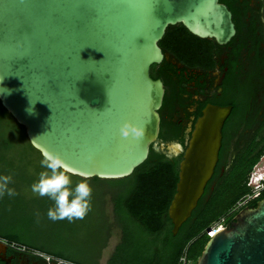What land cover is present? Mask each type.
I'll list each match as a JSON object with an SVG mask.
<instances>
[{
    "label": "water",
    "instance_id": "obj_1",
    "mask_svg": "<svg viewBox=\"0 0 264 264\" xmlns=\"http://www.w3.org/2000/svg\"><path fill=\"white\" fill-rule=\"evenodd\" d=\"M178 24L220 45L236 34L220 0H0L2 106L41 155L59 153L72 175L127 178L160 135L165 87L151 67L162 63L159 43ZM230 112L210 105L194 127L168 209L173 235L215 173ZM125 122L144 127V137L123 138ZM197 264H264V199L215 231Z\"/></svg>",
    "mask_w": 264,
    "mask_h": 264
},
{
    "label": "trees",
    "instance_id": "obj_2",
    "mask_svg": "<svg viewBox=\"0 0 264 264\" xmlns=\"http://www.w3.org/2000/svg\"><path fill=\"white\" fill-rule=\"evenodd\" d=\"M165 38L166 42L168 35ZM170 103L168 96L165 104ZM166 130L164 123L162 138ZM261 157L234 162L224 175L218 170L177 235L172 233L168 209L176 192L181 157H167L153 146L148 159L131 176L87 180L92 193L90 210L83 219L53 221L47 213L55 207V201L31 191L39 173L45 170L40 163L43 157L30 144L25 128L0 101V176H11L8 187L17 193L0 196V237L71 264H100L112 229L117 227L121 241L106 264H183L184 259L197 264L209 241L207 230L252 193L247 182ZM226 162L222 157L223 167ZM70 178L73 190L84 179ZM262 199L264 190L249 207L255 208ZM107 200L113 205L112 216L106 208ZM237 214L228 219V226Z\"/></svg>",
    "mask_w": 264,
    "mask_h": 264
},
{
    "label": "flooded vegetation",
    "instance_id": "obj_3",
    "mask_svg": "<svg viewBox=\"0 0 264 264\" xmlns=\"http://www.w3.org/2000/svg\"><path fill=\"white\" fill-rule=\"evenodd\" d=\"M226 1L220 0L231 11L236 29L227 44L193 37L181 24L168 28L159 43L164 59L151 67V76L163 82L165 96L159 110L160 135L152 146L167 157H181V163L204 110L210 105L230 107L214 175L218 170L224 175L234 162L261 154L262 168L257 172L255 165L247 185L255 171V186L264 187V0ZM168 96L171 103L166 105ZM164 123L167 135L162 138ZM174 144H180L181 151L176 153ZM222 157L227 160L224 167ZM7 242L11 241L0 237V264H50L47 254L15 250Z\"/></svg>",
    "mask_w": 264,
    "mask_h": 264
},
{
    "label": "clouds",
    "instance_id": "obj_4",
    "mask_svg": "<svg viewBox=\"0 0 264 264\" xmlns=\"http://www.w3.org/2000/svg\"><path fill=\"white\" fill-rule=\"evenodd\" d=\"M7 91V90H6ZM29 114H33V109H27ZM120 134L123 138L132 137L142 139L145 135V128L132 122H125L120 127ZM40 161L44 171L39 173L38 182L31 185V191L39 196H48L55 201V207L49 209L47 215L49 219L72 221L83 219L90 210V198L92 189L85 177L79 182L74 190L70 187L72 181L70 175L75 174L74 170L66 163L59 153L44 152ZM11 176H0V196L7 193L8 196H15L14 189L9 188ZM262 190L264 189L263 186ZM70 197L71 200L69 199Z\"/></svg>",
    "mask_w": 264,
    "mask_h": 264
},
{
    "label": "built area",
    "instance_id": "obj_5",
    "mask_svg": "<svg viewBox=\"0 0 264 264\" xmlns=\"http://www.w3.org/2000/svg\"><path fill=\"white\" fill-rule=\"evenodd\" d=\"M263 161V160H262ZM261 163L257 164V169L260 167ZM258 181L257 176L254 177L253 179H251L250 183V187L252 189V193L246 195L245 197H243L235 206L234 208L225 216H223L222 218H220L218 221H216L209 229L211 231L207 230V235L208 237H211L214 235L215 231L218 230H222L224 228L228 227V219L234 215L235 213L241 211L244 208H250L249 205L256 199H258L261 196L262 193V187L256 185L255 183ZM253 186L257 187L256 189L253 190ZM13 249L15 250H19V251H29L28 248L22 244L16 243V242H7ZM46 260L50 263V264H71L69 262L63 261V260H52V257L47 256ZM183 264H192L191 262H187L185 259L183 260Z\"/></svg>",
    "mask_w": 264,
    "mask_h": 264
},
{
    "label": "rangeland",
    "instance_id": "obj_6",
    "mask_svg": "<svg viewBox=\"0 0 264 264\" xmlns=\"http://www.w3.org/2000/svg\"><path fill=\"white\" fill-rule=\"evenodd\" d=\"M260 167L262 168V166H260ZM261 168L257 169V172H259L261 170ZM253 173L254 174L251 175V179L256 177L255 176L256 172L254 171ZM256 188L257 187L253 186V190ZM106 208H107L108 213L112 216L113 205H112L110 200H107ZM120 241H121V231L117 227H113L111 239L109 240L107 247L102 252L100 264H106L107 263V261L109 260V258L112 255V253L114 252L115 247L120 243Z\"/></svg>",
    "mask_w": 264,
    "mask_h": 264
}]
</instances>
